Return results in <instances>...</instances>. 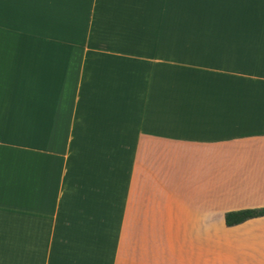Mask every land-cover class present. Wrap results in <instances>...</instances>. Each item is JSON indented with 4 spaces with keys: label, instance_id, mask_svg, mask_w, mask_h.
I'll list each match as a JSON object with an SVG mask.
<instances>
[{
    "label": "crops",
    "instance_id": "1",
    "mask_svg": "<svg viewBox=\"0 0 264 264\" xmlns=\"http://www.w3.org/2000/svg\"><path fill=\"white\" fill-rule=\"evenodd\" d=\"M261 207L264 0H0V264H264Z\"/></svg>",
    "mask_w": 264,
    "mask_h": 264
},
{
    "label": "trees",
    "instance_id": "2",
    "mask_svg": "<svg viewBox=\"0 0 264 264\" xmlns=\"http://www.w3.org/2000/svg\"><path fill=\"white\" fill-rule=\"evenodd\" d=\"M260 217H264V207L229 212L225 215L224 221L227 226H233L241 224L246 220Z\"/></svg>",
    "mask_w": 264,
    "mask_h": 264
},
{
    "label": "rangeland",
    "instance_id": "3",
    "mask_svg": "<svg viewBox=\"0 0 264 264\" xmlns=\"http://www.w3.org/2000/svg\"><path fill=\"white\" fill-rule=\"evenodd\" d=\"M259 9L263 10V8L259 7Z\"/></svg>",
    "mask_w": 264,
    "mask_h": 264
}]
</instances>
